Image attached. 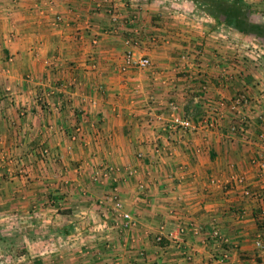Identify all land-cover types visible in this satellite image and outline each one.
<instances>
[{"label":"crops","instance_id":"obj_1","mask_svg":"<svg viewBox=\"0 0 264 264\" xmlns=\"http://www.w3.org/2000/svg\"><path fill=\"white\" fill-rule=\"evenodd\" d=\"M195 8L0 0V264H264V50Z\"/></svg>","mask_w":264,"mask_h":264},{"label":"built area","instance_id":"obj_2","mask_svg":"<svg viewBox=\"0 0 264 264\" xmlns=\"http://www.w3.org/2000/svg\"><path fill=\"white\" fill-rule=\"evenodd\" d=\"M150 64V61L147 57L135 58L131 51H126L124 55V66H135V67H145ZM196 103H199L200 97H194ZM248 100L244 93H237L234 97H232L228 102V107L230 110L235 111L237 114L238 121L236 123H232L229 126V132L235 133H245L249 126V119L245 114L239 113L238 110L241 106L247 104ZM220 104H224L223 100H220ZM178 106L176 104L170 105L171 111V126L180 130H188V129H212L218 125V114L219 112L216 110L214 113L209 114L208 116L202 118L197 123H193L190 119L182 117L177 112ZM259 139L264 144V134L259 135ZM259 169L261 170V174L264 175V161H259ZM244 179L242 177H238L236 182L242 183ZM243 193L248 196H254L263 202L262 207L259 210V216L264 221V191H251L247 186L244 187ZM114 209L117 211L121 210L122 203L119 199L114 200ZM120 216L123 221V225L128 227V225L132 222V217L127 212H121ZM162 230V229H161ZM162 238L161 233H158L155 237L156 241H160ZM256 245L262 247V243L260 239L256 241Z\"/></svg>","mask_w":264,"mask_h":264},{"label":"trees","instance_id":"obj_3","mask_svg":"<svg viewBox=\"0 0 264 264\" xmlns=\"http://www.w3.org/2000/svg\"><path fill=\"white\" fill-rule=\"evenodd\" d=\"M195 3L208 7V14L218 23L231 26L236 30L252 34L264 40V15L259 22L252 21L254 12L251 5L244 0H193Z\"/></svg>","mask_w":264,"mask_h":264},{"label":"rangeland","instance_id":"obj_4","mask_svg":"<svg viewBox=\"0 0 264 264\" xmlns=\"http://www.w3.org/2000/svg\"><path fill=\"white\" fill-rule=\"evenodd\" d=\"M224 2V0H222ZM245 1V0H244ZM248 5H251L249 4L247 1H245ZM254 12L250 15V18L252 21H255V22H259L258 20L260 19L261 16L264 15V6H253L251 5ZM196 13H198V15H209L208 14V7L206 6H203V5H200V4H197L196 3ZM210 16V15H209ZM215 20V19H214ZM216 21V20H215ZM217 22V21H216ZM218 23V22H217ZM220 24V23H218ZM253 38V37H251ZM252 43L255 42L256 46L257 47H260L261 49L264 50V40H262L261 38H255V40L251 41ZM257 42V43H256ZM16 251H19V249H15L14 247H6L4 250L3 249H0V252L1 254L0 255H12L13 252H16Z\"/></svg>","mask_w":264,"mask_h":264}]
</instances>
